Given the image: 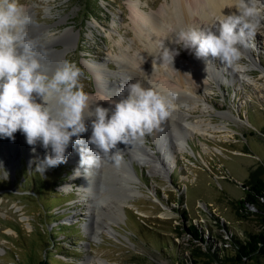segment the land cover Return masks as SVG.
Segmentation results:
<instances>
[{
    "label": "rangeland",
    "instance_id": "rangeland-1",
    "mask_svg": "<svg viewBox=\"0 0 264 264\" xmlns=\"http://www.w3.org/2000/svg\"><path fill=\"white\" fill-rule=\"evenodd\" d=\"M129 1L52 0L49 1L53 6L51 14L45 11L48 4L45 0H19V3L32 6L36 13L33 21L49 25L56 34L70 26L79 31L78 44L48 73H54L66 61L75 63L83 72V90L94 94L102 85L88 64L108 61L110 53L119 52L107 33L111 31L126 45L135 39L127 26ZM166 2L170 0H142V5L145 10L154 11ZM251 44L243 50L249 79L242 80L240 74H232L234 83L213 81L210 86L214 89L206 97L215 107L206 118L214 124L224 121L232 128L231 135L188 136L189 151L176 153L177 162L167 178L151 173L150 165L134 162L138 179L134 185L140 193L126 200L125 218L112 222V234L105 231L97 241L83 228L85 222L93 219L87 209L89 203L82 201L83 180L76 174L75 162L67 156L66 163L42 174L36 171V162L46 155L42 146L37 145L33 152L24 134L18 131L6 151L2 138L0 176L6 171L8 179H0V247L3 249L0 264H35L41 259L50 264H101L102 261L107 264H264V253L241 262L235 260L238 245L247 239L248 233L263 230L257 207L244 202L248 188L243 184L248 186L256 178H264V22ZM137 45H140L138 40L133 51ZM57 47L62 48L63 44ZM179 53L183 59H197L193 52L183 48ZM212 60L215 65L221 64L218 59ZM116 63L110 61L109 67L125 72L131 82L139 81L145 88L159 90L157 83L150 80L147 62L142 72L134 66L122 70ZM176 76L175 71L173 77ZM225 76L231 78L226 73ZM173 77L169 80H174ZM110 93L113 95L115 91ZM176 98L174 101L180 102L181 98ZM110 100L117 99L112 96ZM50 106L56 108L55 97L50 100ZM217 111H229L231 118L223 119ZM191 114L190 121L203 118L199 108ZM152 134L146 135V144L160 158L162 152ZM124 155L130 157L131 153ZM109 163L102 170L104 183H100L109 193L118 194L122 188L114 173L120 170L116 165L108 166ZM101 165L94 168L101 169ZM121 167L127 168L125 164ZM117 175L122 177L121 171ZM192 224L198 227L204 240L190 234L188 227ZM193 259L198 263H193Z\"/></svg>",
    "mask_w": 264,
    "mask_h": 264
},
{
    "label": "clouds",
    "instance_id": "clouds-1",
    "mask_svg": "<svg viewBox=\"0 0 264 264\" xmlns=\"http://www.w3.org/2000/svg\"><path fill=\"white\" fill-rule=\"evenodd\" d=\"M233 7L211 27H181L172 41H161L159 60L172 65L183 48L197 59H218L242 80L249 79L242 49L252 46L264 22V0H234ZM30 23L19 0H0V138L14 140L19 131L33 152L42 146L46 155L36 162V171L44 174L66 163L70 145L79 146L82 168L99 167L102 154L119 165V143L142 140L171 116L177 93L164 94L139 81L122 85L117 90L121 99L111 107H93L83 90L82 69L75 63L66 61L51 74L42 70L47 51L29 35ZM53 97L55 109L50 106ZM86 121L91 135L84 141ZM0 179L7 180L8 173L3 171Z\"/></svg>",
    "mask_w": 264,
    "mask_h": 264
},
{
    "label": "bare ground",
    "instance_id": "bare-ground-1",
    "mask_svg": "<svg viewBox=\"0 0 264 264\" xmlns=\"http://www.w3.org/2000/svg\"><path fill=\"white\" fill-rule=\"evenodd\" d=\"M45 1L48 2L45 5V11L47 14H51L53 6L49 1L52 0ZM128 3L130 23L127 26L134 32L135 39H132L131 43L126 45L123 39H116L111 31L107 33L113 44L119 48V52L116 54L110 53L108 61H93L88 64L98 83L102 85V88L97 89V93L89 94L91 97L90 103L93 107L96 104L102 107H111L113 104V101L110 100L111 97H115L117 99L115 101H118L121 97L115 95H117L119 87L131 82L125 72L112 70L109 67L110 61L117 62L116 64L120 68L122 67V70H125L123 69L125 66L127 68L134 66L141 72L147 62V67L150 66L149 71L151 73L149 76H151L150 80L152 83H157L159 90H163L164 94H167L170 90L175 91L177 93L176 99H181L180 102L173 101L174 108L171 116L162 123L159 130H155L152 134L157 148L162 152L163 159H161L162 156L158 158L154 154L156 151L152 149V146L145 145V142L148 143L146 136L142 140L135 141L137 143L136 146L135 142H131L129 145L120 143L121 146L118 147L124 151V153L120 151V165H117L114 160L111 162L112 158L110 155L104 156L102 154L101 169H95V166L88 169L82 168L80 165L79 146L73 147L70 145V148L67 149V152L70 151L68 152L69 160L74 161L76 164V174L82 176L83 184L81 188L84 192L81 193L82 201L89 203L87 209L89 216L93 219L91 222H85L83 228L91 233L95 241L99 240L100 235L104 234L105 231L112 234V222L125 218L124 207L127 204L126 200L140 193L136 185H134V183L138 182L136 181L137 176L133 170L134 168L133 166L130 167L126 162L124 154L127 152L131 153L130 159L133 164L138 161L137 163L141 165H150L151 173H160L167 178L168 173L174 169L177 162L176 153L189 151L188 136L198 133L215 137L216 134L220 133L228 137L233 131L224 121L220 124H214L206 118L207 115H212L211 112L215 109L213 105L207 102L206 97L214 89L210 86L211 82L214 81L218 84L220 81L222 83H234L236 80L232 74L237 76L238 73L233 72L222 63L215 65L211 57L205 61L194 58L187 60L183 59L180 54L175 58V64L170 65L171 68L170 66L166 67L167 64L159 60L160 53L158 52H160V42L165 41L167 43L172 41L181 27H202L207 24H210L209 27H211L222 18L223 14H231L235 10L233 7L234 0H170V2H166L154 11L143 9L142 0H130ZM145 3L147 4V2ZM23 9L25 14L31 16V18L36 17L32 6L23 5ZM32 13H34V16ZM61 20H65V18L62 17ZM27 31L47 51V58L41 59L42 70L47 73L66 58L68 51L75 47L79 40V31H76L73 26L66 28L60 34H56L49 28V25L40 24L37 21H33V19L32 23L28 25ZM136 40L139 41L142 47L140 48V45H137V50L133 51ZM58 44H63V47L58 48ZM172 46L175 47V45ZM188 52L190 53V50ZM178 63L179 65H177ZM252 64L255 65V62ZM175 71L177 76L173 77ZM225 73L231 75V78L226 77ZM245 75L247 76L248 74L245 73ZM111 77L114 79L111 80ZM171 77L174 80L170 81L169 78ZM112 91H115V94L112 95L110 93ZM37 102L40 101L38 100ZM197 108L201 111L203 118L188 120V117L192 115V110ZM216 114L223 119L231 118V112L229 111H217ZM180 119L181 121H179ZM86 123L89 130L81 137L84 141H87L91 135L90 121H86ZM3 146L7 151L5 143H3ZM85 146L87 147V145ZM6 161L10 162L11 158H7ZM109 161L108 166L116 165L122 174V177H119L117 173L120 171L118 170V172L115 171L114 173L116 180L120 181V188H122L118 194L109 193L107 187L100 183H104L103 178L105 175L102 170ZM122 164H125L127 168L123 167L122 169ZM114 174L111 176L114 177ZM68 187V185L64 186L66 190ZM2 250L0 247V251ZM101 264L107 263L102 261Z\"/></svg>",
    "mask_w": 264,
    "mask_h": 264
},
{
    "label": "trees",
    "instance_id": "trees-1",
    "mask_svg": "<svg viewBox=\"0 0 264 264\" xmlns=\"http://www.w3.org/2000/svg\"><path fill=\"white\" fill-rule=\"evenodd\" d=\"M247 195L244 202L253 204L257 207L263 230L257 232H249L247 239L240 242L236 253V261H244L245 258L252 259L254 256L264 253V178H256L248 185ZM188 230L193 237L204 240V237L199 233L198 227L194 224L188 227ZM198 263L193 259V263ZM35 264H50L48 260L41 259Z\"/></svg>",
    "mask_w": 264,
    "mask_h": 264
},
{
    "label": "water",
    "instance_id": "water-1",
    "mask_svg": "<svg viewBox=\"0 0 264 264\" xmlns=\"http://www.w3.org/2000/svg\"><path fill=\"white\" fill-rule=\"evenodd\" d=\"M0 140L2 141V138H0ZM11 139H7V138H5V143H6V148H8V149H10L11 148ZM2 142H4V141H2ZM0 145H1V143H0ZM145 145H146V142H145ZM118 146H121L120 145V143L117 145V147ZM121 151H123V150H121ZM124 152V151H123ZM121 155V154H120ZM125 156V158H126V162L130 165V167H132L133 166V162H132V160L130 159V157L129 156H127V155H124ZM244 185V188H248V186H246L245 184H243Z\"/></svg>",
    "mask_w": 264,
    "mask_h": 264
}]
</instances>
